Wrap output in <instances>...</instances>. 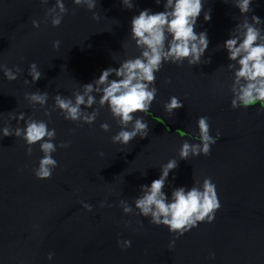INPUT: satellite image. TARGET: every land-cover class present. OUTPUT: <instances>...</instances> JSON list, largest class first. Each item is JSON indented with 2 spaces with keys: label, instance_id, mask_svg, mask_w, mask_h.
<instances>
[{
  "label": "water",
  "instance_id": "water-1",
  "mask_svg": "<svg viewBox=\"0 0 264 264\" xmlns=\"http://www.w3.org/2000/svg\"><path fill=\"white\" fill-rule=\"evenodd\" d=\"M132 2L134 7L127 9L121 0H97L90 11L64 0L68 13L53 27L44 16L55 0L47 4L0 0V63L23 69L13 81L0 71V128L6 122L18 126L15 119L8 121L11 111L49 120L39 105V110L31 108L25 92L48 91L46 106L51 107L57 92L70 96L79 83L92 82L103 69L138 55L134 42L123 47L130 43L131 18L145 8L163 11L164 0L159 5L155 0ZM203 3L196 31L207 30L209 47L200 65L189 66L187 60L182 66L165 63L156 73L158 93L152 115L136 114L147 120L148 137H137L127 146L114 144L111 136L119 125L107 106L100 109L94 124L82 127L65 120L58 109L52 111L48 126L56 130L55 142L71 144L52 154L59 166L51 179L42 180L32 171L43 155L39 143L29 156L23 139L0 135V264H264V112L257 114L258 103L230 107L232 73L225 67L230 61L223 48L243 17L234 0ZM251 8L249 19L256 15L264 20V0H252ZM209 10L211 20L205 21L203 13ZM93 11L99 20L92 18ZM33 19L41 21L39 28L32 26ZM55 40L61 41L59 49L52 47ZM33 61L42 78L25 85V78L32 79L28 68ZM173 95L183 101V107L169 116L163 104ZM201 115L209 117L211 135L219 131L220 138L210 156L180 160L178 149L184 139L199 142L181 135H198L196 121ZM104 122L110 131L101 130ZM19 126H24L23 121ZM170 158L180 161L164 189L169 196L172 187H191L194 178L202 182L209 176L222 205L212 223H199L180 236L171 250L168 244L174 234L166 226L125 214L119 205L123 199L134 207L140 185L159 178L160 165ZM81 201L93 205L92 211L85 210ZM118 239H129L132 246L122 250ZM49 252L54 253L51 260ZM213 252L215 259L210 258Z\"/></svg>",
  "mask_w": 264,
  "mask_h": 264
},
{
  "label": "clouds",
  "instance_id": "clouds-1",
  "mask_svg": "<svg viewBox=\"0 0 264 264\" xmlns=\"http://www.w3.org/2000/svg\"><path fill=\"white\" fill-rule=\"evenodd\" d=\"M155 2L159 5L161 0ZM41 3L47 4L48 0H41ZM73 3L86 6L91 11L95 9L97 0H73ZM121 3L127 9L134 7L132 0H121ZM234 4L243 19L230 31L229 38L223 43L230 61L225 67L232 73V82L229 86L232 93L230 107L248 108L258 103L259 115L264 112V28L260 27L264 20L256 15L249 19L247 14L253 11L252 0H234ZM163 9L153 12L145 8L131 18L130 43L123 47H130L134 42L135 48L139 49L138 55L123 59L118 67L109 66L103 69L99 77L92 82L79 83L70 96L57 92L52 97L53 105L47 107L48 91L36 89L25 92L24 99L31 108L39 110L37 109L39 105L44 115L49 117L48 121L28 116L25 112H8V121L15 119L18 126L13 128L10 122H6L5 126L0 128V135L2 137L14 135L23 139L27 146L26 154L29 156L33 153V146L39 143L43 155L38 166L32 169L37 179L52 178L54 170L59 166V162L52 154L58 148L66 149L71 144V141H60L57 144L56 130L48 126L51 122V112L57 109L65 120L82 127L85 123L94 124L100 109L107 106L112 118L119 125V131L111 136L114 144L127 146L137 137L141 139L148 137L151 129L147 120L144 116L136 114L152 115L151 106L158 93L155 86L156 73L165 63L182 66L187 60L189 66L200 65L210 43L207 30L196 31L197 19L204 9L203 0H164ZM210 11L203 13L205 21L211 20ZM67 13L68 8L64 0H55V4L47 8L44 22L50 18L51 25L58 27ZM92 18L99 20L100 17L93 11ZM31 23L34 28H39L41 21L33 19ZM60 44V40L53 41V49H59ZM207 60L208 63L211 62L210 56ZM0 71L7 80L13 81L18 79L23 69L19 65L9 68L6 63H0ZM28 74L32 79L29 81L25 78L23 81L25 85L35 84L42 78V72L35 61L29 64ZM112 76L115 78L110 79ZM167 82L171 83V78H168ZM94 93L99 94V99ZM93 105L98 107L93 108ZM181 107L183 101L175 95L170 96L163 104L169 116ZM90 108L93 110L88 111ZM20 121H23V127L19 126ZM196 124L199 129L198 135L186 132L187 135L181 137L188 136L199 142L191 143L184 139L178 149L180 160L188 161L190 157L200 155L210 156L212 145L220 138L219 131L216 136L211 135L207 115L199 116ZM100 128L105 132L111 130L107 122L101 123ZM99 155L103 156L104 153L101 151ZM179 161L170 158L160 165L159 178L152 180L150 185H140V194L134 197V207L126 200L119 201L123 213L143 216L149 218L151 224L166 226L168 231L174 234V238L168 244L169 250L174 248L180 236L198 227L199 223H212L216 212L222 206L216 184L209 176L204 177L202 182L194 178L191 187H172L170 196L164 191L166 184L171 183L168 180L169 174L178 169ZM142 175H146V172ZM81 204L85 210L92 211L93 205L84 201H81ZM100 206L104 207L105 201H101ZM140 223L142 226V222ZM117 244L122 250L132 246L129 239L123 241L118 239ZM53 255V252H49L47 259L51 260ZM210 258L215 259L214 252L210 253Z\"/></svg>",
  "mask_w": 264,
  "mask_h": 264
}]
</instances>
